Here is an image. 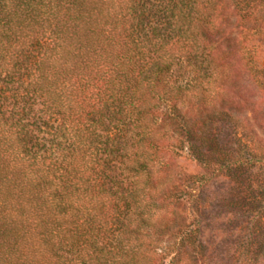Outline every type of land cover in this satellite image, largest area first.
Segmentation results:
<instances>
[{
	"label": "trees",
	"instance_id": "16d2710c",
	"mask_svg": "<svg viewBox=\"0 0 264 264\" xmlns=\"http://www.w3.org/2000/svg\"><path fill=\"white\" fill-rule=\"evenodd\" d=\"M155 1L0 0V264H221L180 218L198 178L183 186L175 155L215 149L217 110L262 127L264 0ZM19 102L39 104L41 137Z\"/></svg>",
	"mask_w": 264,
	"mask_h": 264
},
{
	"label": "rangeland",
	"instance_id": "374dc122",
	"mask_svg": "<svg viewBox=\"0 0 264 264\" xmlns=\"http://www.w3.org/2000/svg\"><path fill=\"white\" fill-rule=\"evenodd\" d=\"M165 4L166 0H159L153 7L160 10ZM248 38L255 64L264 71V41L260 37ZM23 104L16 103L15 107ZM259 104L263 113L259 112L256 118L261 128L248 116V133H240L217 110L207 116L203 127L204 137L215 147L213 151L205 144L176 150L174 165L183 186L189 183L188 176L198 178L192 189L196 197L181 199L178 213L185 223L198 220L204 253L221 264L239 262L244 255H255L264 249V100ZM24 105L33 135L41 137L46 119L40 115L39 104ZM205 158H229L233 164L212 168L204 165ZM112 177L120 188L128 182L126 174L117 168ZM169 258L168 255L165 264Z\"/></svg>",
	"mask_w": 264,
	"mask_h": 264
}]
</instances>
